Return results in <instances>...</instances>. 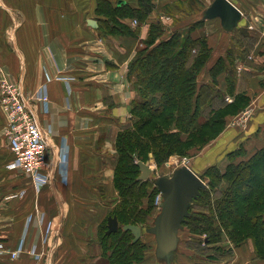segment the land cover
Wrapping results in <instances>:
<instances>
[{
    "label": "crops",
    "instance_id": "obj_1",
    "mask_svg": "<svg viewBox=\"0 0 264 264\" xmlns=\"http://www.w3.org/2000/svg\"><path fill=\"white\" fill-rule=\"evenodd\" d=\"M212 1L0 0V98L3 79L23 85L41 124H52L54 169L50 183L40 186L23 170L9 168L14 155L5 134L7 111L0 104V234L8 250L0 264H46L47 257L50 264L98 261L100 256L91 253L92 235L120 196L113 148L128 126L138 92L130 68L158 23L162 35L157 41L178 31L207 42L210 59L200 76L220 90L215 96L229 98L222 100L235 108L229 118L236 120L247 108L254 112L246 124L227 126L219 147L243 146L249 155L264 147V0H230L242 12L232 31L225 30L219 17H204ZM91 19L97 27L89 25ZM166 26L169 36H164ZM43 87L47 111L37 97ZM49 223L53 231L47 244L43 234ZM25 232V250L11 258L10 251ZM184 238L174 252L175 264H190L192 259L211 263L190 247L189 236ZM230 247L232 256L217 258V264H264L251 240ZM145 261L140 264H151Z\"/></svg>",
    "mask_w": 264,
    "mask_h": 264
},
{
    "label": "trees",
    "instance_id": "obj_2",
    "mask_svg": "<svg viewBox=\"0 0 264 264\" xmlns=\"http://www.w3.org/2000/svg\"><path fill=\"white\" fill-rule=\"evenodd\" d=\"M110 23H113V21ZM161 32L162 30L158 23L152 31L150 40L152 46L147 51L141 52L130 68L129 76L131 78L135 77V82L144 96L143 105L140 106V109L146 113V116L136 124L141 128L148 124L152 125L156 119L161 118L164 122H172L181 133H190L192 134L190 136L193 137L198 134H194L195 132H201L204 128H214L216 125H222L220 118H218L220 117L218 113L221 112L223 114V109L232 107L226 104L225 106L222 103L224 107L221 108L219 106L220 108L215 110L211 109L210 113H215L217 116L212 119L211 125H209L210 120L200 124V119L197 117L198 108L196 105L193 108L194 105L192 104L196 78L210 57V49L207 42L195 40L190 35H183L182 32L178 31L166 39L157 41L162 35ZM203 90L207 91L208 89L205 87ZM211 90L209 88L210 92ZM212 104L214 103L209 102V105L213 107ZM127 129L119 133V162L117 169L125 161V152L119 147V142L125 138L128 133ZM167 133L163 132L161 134V141L164 142L165 146L169 147L167 154L171 155L173 149H177L171 148L172 139L175 138L174 145L184 142L181 141L180 133L175 130ZM154 139L155 136L152 137V140ZM250 157V159L241 160L237 164L231 165V171H227L226 174L221 176V178L230 177V179L227 178L229 185L221 197H216L213 207H210V215L205 214L203 216L192 212L191 216L187 218L185 223H191L193 232L201 233V228L210 230V234L203 240L190 241L192 242L191 244H195V246L193 245L195 249L202 247L201 251H225L223 255L228 253L229 250H224V246L217 244L221 240L219 236L220 227L227 228L230 242L233 244L237 243L238 245L250 238L254 240L259 249L264 248V148L257 150L255 155ZM117 169L115 184L120 189V194L123 193L122 200L126 203L130 201V198L135 197V193L131 194L128 189L135 188L138 183L142 182H139L136 178L131 184V188H128L129 185H126V188L121 183L118 186V182H120L118 177L127 175L128 171H123L121 168L119 173ZM221 178L219 177V182ZM259 179L261 182H259ZM203 192L197 201L200 200L203 205H210L212 198H209V196L206 198ZM119 209L120 212L119 210H114L110 215L118 218L120 226L125 224L144 226L145 222H147V219L145 221L140 219L143 217L140 214L134 216L136 219L134 217V219H131L132 217L127 216V210L124 206ZM138 218L140 221H137ZM213 226H216V229L211 228ZM107 228V225H104L103 241H108L110 247L114 249L109 258V264H135L142 260L143 242L141 239L134 242L133 233L128 230L124 231L121 227L118 231L108 234ZM206 239L207 242L203 246ZM211 244L217 245L209 246ZM261 258L264 259V253H261Z\"/></svg>",
    "mask_w": 264,
    "mask_h": 264
},
{
    "label": "rangeland",
    "instance_id": "obj_3",
    "mask_svg": "<svg viewBox=\"0 0 264 264\" xmlns=\"http://www.w3.org/2000/svg\"><path fill=\"white\" fill-rule=\"evenodd\" d=\"M192 5H194V3H192ZM191 10L189 8L187 11L189 12ZM166 27L169 30H167ZM166 27L164 32H166L167 34L164 35L163 33V35L169 36V34H171V29L169 28V26ZM160 28L162 30V27ZM151 46L152 45L150 44V41L147 42V44L143 47L141 52L143 53L147 51ZM132 79L135 80V77L133 76ZM205 87H207L208 89L207 91L203 90ZM209 88L212 89L211 92L209 91ZM216 91H220V90L218 88L215 89L212 81H208V79L205 76H200L199 73L196 78V87L194 90V94L192 95V99H193L192 104L194 105L193 108H195L196 106L198 108L197 117L200 119V124L206 120L208 121L210 120L209 125H211L212 119L215 116H217V114L210 113V110L211 109L215 110L217 108L224 107V105H222L223 99L229 101L228 97L226 98L223 96V99L221 96L215 97ZM142 100H144V96L138 88L136 97H134L132 101L131 107H133V109L131 110V116L128 119V126L127 127L124 126L125 128L123 127L121 130V132L124 130L126 131V128H128L127 129L128 133L125 135V138L121 139L119 142L120 143L119 147H121L122 150L125 152L124 154L125 161H123V163L119 165V169H117V165L119 162L118 138L114 144L113 149L116 150L115 176H116V169L119 171V173L121 168L123 171L127 170L128 173H126L127 175H125L127 177L120 176L119 174L120 177H118V179L120 178V182H118V186L119 183H121V185L123 186L129 185L128 188H131L132 187L131 184L134 182V180L136 178L137 180H139L138 177L141 175V169L138 164L140 160L142 162L149 163L150 167L152 168V173L146 179L139 180V182L142 183H138V185H136L135 188L128 189L130 190L131 194L135 193L134 194L135 197L130 198L131 195L129 196L130 198L129 202L125 203L122 200L123 193L120 194V196H118V199L114 202V208L112 212L114 210L115 211L119 210L120 212L119 208L121 206L122 207L124 206L125 209L127 210L126 212L127 216L132 217L131 219H134L135 218L134 216H136L137 214H140V216L142 215L143 217H145V218L143 217L140 218L142 219V221H145L147 219V222H145L143 227L146 228L147 226L153 224V220L155 216H157V214L160 212L159 205L163 201L162 193L155 183L156 179L160 175H164V174L170 176L173 173V171L178 167L183 165H188L191 168V170H193L194 173H196L206 184V188L201 190V194L202 191H204L203 193L206 198L208 196L209 198H212L211 199L212 201L209 203L210 205L208 204L203 205L200 200L197 201L198 198L196 200H193L192 206L190 208L191 214L192 212H194L196 214H201L203 216L205 214L210 215L211 213L210 207H213L216 201V197L219 196L221 197V195L228 188L229 185L228 179H230V177H227L228 178L227 179L226 177L221 178V176L226 174L227 171H231L232 169V168L230 169L231 165H235L241 160L250 159L251 158L250 156H253L256 153L254 152L252 155L247 154L243 146H240L239 148H236L234 150L233 149L227 150L226 145L225 146L222 145L219 147V144H217L218 139H220V135L223 133L224 129L229 125H233L234 123H236V121L238 122L242 121L244 122V124H246L251 119L250 117L253 116L254 114L253 110L251 108H247L245 111L243 110V112H241L239 115L236 116L237 119L235 118L236 120H234V118L233 119L229 118V115L230 116L232 115V113L235 111L234 110L235 108L233 109L227 107L223 109V114H221V112L218 113L220 114L218 115L220 116L218 118H220L222 125L220 126L216 125L214 128H210V127L204 128V130L201 132L199 131L195 132L194 134L196 133L198 134L195 135V137H193L190 136L192 135L190 133L189 134L181 133L180 130L178 131V129L175 128V125L172 122L171 123L164 122L161 118L156 119L152 125L148 124L140 128V126L137 125L136 123L140 122L141 119L146 116V113L140 109V106L143 105ZM209 102L214 103L212 104L213 107L209 105ZM172 130H175L176 132L180 133L181 141L184 143L181 144L177 143V145L176 144L174 145L175 138H173L170 146L171 148H177V149L176 150L173 149L171 155H168L167 151L169 147L165 146L164 142L161 141V134L163 132L170 133L172 132ZM153 136H155L154 140H152ZM219 177L221 178L220 182H219ZM259 182H261L260 179ZM118 190L120 192V189ZM126 194L128 196L127 192ZM159 198L161 200L158 202ZM109 216H113V215H109ZM138 220L139 218L137 219V221ZM104 225L105 226L107 225L108 227V220H105L103 224L99 227V230H97V233H94L92 235V240L94 244L91 246L92 247L91 253L100 256L98 258V261L93 264H109L110 255H112V252L114 251V249L110 247V243H108V241L105 240L103 241ZM215 227L216 226H213L211 228L216 229ZM220 228H221V232L219 236L221 237L220 238L221 240L218 241L219 243L217 244L224 246V250H229L228 253L222 256L221 254H223L225 251L224 252L219 250L201 251L202 247L201 248L197 247L196 249L198 252L208 257L207 261L211 262L210 264H217V262L215 261L217 260V258H219L220 260L222 259L225 260L227 256L231 257L232 256L231 254L233 253L232 251L233 248L230 246L236 247L239 245V244L237 245V243L233 244L230 242L229 234L227 233V228L224 227H220ZM180 231L182 232L181 233L182 237L180 238L181 242L186 240L184 236H189L188 239L189 241L192 240L195 241V240H203L208 236V234H210L209 229L205 230L202 228L200 229V231H202L201 233L193 232L191 229V223L189 224L184 223V228H182V230L180 229ZM140 239L143 242L142 254H141V256H143L142 260L146 259V261H151V264H154L155 262H159V261H161L163 264H166L165 261L156 258L157 257L156 244H155L156 238L154 234L145 231ZM249 240L253 242L255 256L257 258L262 259L261 253H264V248L259 249L256 243L254 242V240L250 238L244 242H247ZM192 242H190L189 245H191L190 247L192 249H195L194 248L195 244H191ZM206 242L207 239L206 241H204L203 246L205 245ZM217 244H211L209 246H215ZM53 247L55 248V244ZM176 252H178V249L176 250ZM92 256L93 255L91 254V257ZM49 259H50L49 257L45 258L46 264L51 263V262L49 263ZM142 260L136 262L135 264H140ZM176 260L177 259L175 258V256H173L170 264L173 263L175 264ZM161 262L159 263L162 264ZM190 262H191L190 264H197L196 259L195 260L192 259L190 260Z\"/></svg>",
    "mask_w": 264,
    "mask_h": 264
},
{
    "label": "water",
    "instance_id": "obj_4",
    "mask_svg": "<svg viewBox=\"0 0 264 264\" xmlns=\"http://www.w3.org/2000/svg\"><path fill=\"white\" fill-rule=\"evenodd\" d=\"M203 15L205 18L219 17L226 31L238 27L242 18V12L230 0H213L203 11ZM89 22L91 26H98L94 19ZM241 31L244 33L247 29L241 28ZM138 164L141 169L138 179L144 180L152 173V168L148 162L139 161ZM155 183L162 193L163 201L160 203V212L155 217L154 224L146 228V232L155 235L156 258L170 264L180 242V229L184 228V223L191 216L193 200L201 195V190L206 188V184L188 165L178 167L170 176L160 175ZM122 227L124 231L130 230L134 234V242L140 240L143 233L141 226L126 224ZM118 229V218L109 216L107 233Z\"/></svg>",
    "mask_w": 264,
    "mask_h": 264
},
{
    "label": "built area",
    "instance_id": "obj_5",
    "mask_svg": "<svg viewBox=\"0 0 264 264\" xmlns=\"http://www.w3.org/2000/svg\"><path fill=\"white\" fill-rule=\"evenodd\" d=\"M134 27L138 21H132ZM69 82V78H68ZM2 94L0 104L7 111L8 123L5 128V134L9 141L10 149L14 155V160L9 168L21 169L25 174H29L32 180L40 186L49 184L52 179L53 171L50 170L51 154V135L53 131L52 124H41L40 117L33 108L30 101L25 97L22 84H9L7 80L1 81ZM68 93L71 89L68 85ZM38 99L44 104V111L48 110L47 88L43 87L37 92ZM55 165V164H54ZM56 170V166H55ZM51 172V175H50ZM161 199H158V202ZM29 223V221H28ZM53 231V224L49 223L43 236L44 243H49ZM20 242L15 250L10 251L11 258H18L25 250V240L27 233L21 235ZM8 254L5 243L0 234V256ZM35 258L42 255L36 254ZM47 257V254L44 255ZM48 258V257H47ZM50 263V259H49Z\"/></svg>",
    "mask_w": 264,
    "mask_h": 264
},
{
    "label": "flooded vegetation",
    "instance_id": "obj_6",
    "mask_svg": "<svg viewBox=\"0 0 264 264\" xmlns=\"http://www.w3.org/2000/svg\"><path fill=\"white\" fill-rule=\"evenodd\" d=\"M159 206H160V205H159ZM155 217H156V216H155ZM154 220H155V218H154ZM154 220H153V224H154ZM153 224H151V225L147 226L146 228H148V227L152 226ZM125 225H126V224H125ZM134 225H138V224H134ZM122 226H123V225H122ZM122 226H120V223H119V229H120V227L123 229V227H122ZM139 226H141V225H139ZM141 227H142V229H143L142 231H143V233H144V232L146 231V228H145V227H143V226H141ZM119 229H118V230H119ZM118 230H117V231H118ZM126 231H127V230H126ZM128 231H130V230H128ZM143 233H142V234H143ZM133 235H134V234H133ZM141 237H142V236H141Z\"/></svg>",
    "mask_w": 264,
    "mask_h": 264
}]
</instances>
